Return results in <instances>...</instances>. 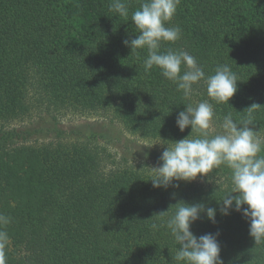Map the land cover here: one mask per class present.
<instances>
[{
	"label": "trees",
	"instance_id": "trees-1",
	"mask_svg": "<svg viewBox=\"0 0 264 264\" xmlns=\"http://www.w3.org/2000/svg\"><path fill=\"white\" fill-rule=\"evenodd\" d=\"M126 2L128 19L110 12L109 0H0V215L10 223L0 222V231L8 232L0 239V264H64L67 258L74 264H175L178 245L166 227L153 231L150 225L164 223L179 202L217 209L215 223L202 214L191 231L197 237L219 232L223 264H264V243L255 244L242 214H220L218 201L232 188L229 174L218 182L216 168L202 183L154 188V175L145 179L129 167L106 172L80 144H15V135L4 131L37 109L81 108L107 112L143 136L177 141L175 120L195 92L212 104L221 124L229 112L240 121L259 105L251 127L264 131V0H180L169 24L179 26L181 36L162 51L189 52L206 76L222 64L236 73L229 104L212 100L204 80L186 100L159 69L145 73L147 50L131 55L123 43L137 35L130 16L142 0ZM36 157L42 160L35 163Z\"/></svg>",
	"mask_w": 264,
	"mask_h": 264
},
{
	"label": "clouds",
	"instance_id": "clouds-1",
	"mask_svg": "<svg viewBox=\"0 0 264 264\" xmlns=\"http://www.w3.org/2000/svg\"><path fill=\"white\" fill-rule=\"evenodd\" d=\"M179 3L180 0H142L130 16L137 35L123 43L131 49V55H139V50L146 49L144 72L159 69L164 78L176 84L186 100L191 97L193 86L204 80L212 100L229 104L237 91L238 78L228 64L217 65L214 74L206 76L189 52L172 48L161 50L165 43H174L181 36L179 26H169ZM108 8L120 18H129L126 0H109ZM185 105L186 109L176 118V125L181 132L189 127L192 131L186 138L166 144L158 166L151 168L155 173L152 186L179 188L180 181L191 182L208 176L221 165L226 166L230 169L232 188L218 201L220 214L228 216L232 211L240 212L249 222V234L255 244L264 243V141L251 127L253 109L259 105L247 108L245 118L240 121L234 120L229 112L223 117V131L211 136L208 130L214 119L212 104L201 101L195 106ZM168 211L157 215L163 217ZM202 214L216 222V208L203 203L179 202L164 223L150 225L153 231L166 227L178 245L175 254H171L175 264H223L219 232L197 237L191 231ZM0 222L8 223L9 219L0 215ZM5 236L6 233L0 232V239Z\"/></svg>",
	"mask_w": 264,
	"mask_h": 264
},
{
	"label": "rangeland",
	"instance_id": "rangeland-1",
	"mask_svg": "<svg viewBox=\"0 0 264 264\" xmlns=\"http://www.w3.org/2000/svg\"><path fill=\"white\" fill-rule=\"evenodd\" d=\"M75 15L79 19H82L79 7ZM192 99L193 106L201 101H206L202 92H195ZM101 112L102 111L91 110L83 111L81 108H66L59 111L53 108L50 110L37 109L31 115L26 113L12 120L10 123H7L4 127V131L13 134V136L15 135L12 138L15 144L26 143L33 147H40L41 144H49L50 142H65L69 145L80 144L77 145L79 148L82 147L92 152L90 157L93 155L102 161L101 165L105 167L106 172L121 167H129L139 176L144 174L142 177H146L145 179H149L151 176L153 177L155 173L151 168L158 166L159 157L167 147L166 144L170 142L166 141L165 138L159 139L157 136L146 137L128 130L122 123L115 120L111 114ZM174 126L179 131V138L177 141L184 139L183 132H181L176 125V120ZM187 130L188 129H185V131ZM208 131L210 136L219 134L223 131L221 123H219L215 116ZM256 136L261 141H264V131L256 133ZM7 142L10 143L11 141ZM57 147L58 145L55 146L54 150H56ZM34 160L35 163H39L42 159L41 157H36ZM217 171L219 172L218 175H216L218 182H225L221 174L230 175V169L221 165L217 168ZM204 180V178L198 177L194 181L202 183ZM132 181L138 182L139 180L135 177ZM211 182H213V180ZM11 185L12 191L13 187H15L14 182H12ZM45 187L48 191L52 190V187L47 184ZM21 193L22 191L19 190V196L14 197L19 198ZM105 195H107L106 190ZM104 197L107 199V196ZM11 199H9V202ZM6 202L3 201V205H7L8 203ZM12 203L15 202L12 201ZM9 224L8 222L6 227H8ZM0 232L6 233V235L8 233L4 230ZM67 260L68 261L64 264H74L75 262V259L69 260V258H67Z\"/></svg>",
	"mask_w": 264,
	"mask_h": 264
}]
</instances>
